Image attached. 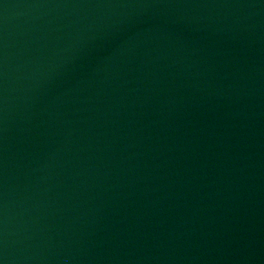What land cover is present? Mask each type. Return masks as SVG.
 <instances>
[{
  "label": "water",
  "instance_id": "1",
  "mask_svg": "<svg viewBox=\"0 0 264 264\" xmlns=\"http://www.w3.org/2000/svg\"><path fill=\"white\" fill-rule=\"evenodd\" d=\"M0 264H264V0H0Z\"/></svg>",
  "mask_w": 264,
  "mask_h": 264
}]
</instances>
